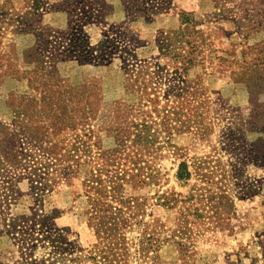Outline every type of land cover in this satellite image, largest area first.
I'll return each instance as SVG.
<instances>
[{"label": "rangeland", "instance_id": "1", "mask_svg": "<svg viewBox=\"0 0 264 264\" xmlns=\"http://www.w3.org/2000/svg\"><path fill=\"white\" fill-rule=\"evenodd\" d=\"M100 1L88 23L94 0H48L36 32L55 44L82 28L85 50L112 39L103 61L45 63L35 34L0 30V194L17 179L0 258L19 257L13 219L54 214L64 264H264V82L249 79L264 75V27L241 22L264 0ZM16 150L28 169L10 166ZM104 167L115 177L96 214L89 179Z\"/></svg>", "mask_w": 264, "mask_h": 264}, {"label": "trees", "instance_id": "2", "mask_svg": "<svg viewBox=\"0 0 264 264\" xmlns=\"http://www.w3.org/2000/svg\"><path fill=\"white\" fill-rule=\"evenodd\" d=\"M48 0H24V5L21 8L11 7H0V30L4 31L6 29V25L13 24V30H17L24 33H33L36 35L37 41L34 47L36 55L45 63H52L55 60L59 59H67L75 57L78 54L80 60L83 62L88 61L91 58H87L88 54L93 55V50H98V54L92 56L96 59H100V61L106 60L108 56L109 47L113 45L112 39H103L97 45L95 49H87L85 50L82 40L79 35L82 33V28H78L75 33H70L68 37L63 34L64 32H60L58 35L54 37L56 39L62 38L60 41H57L55 44L50 40L51 34L50 32L40 31L37 33V29L41 28L37 27V24L40 22V18L42 16V12L45 7V4ZM94 6L90 8V14L86 18V22L98 21V19L106 12L104 8V3L100 0H94ZM139 12V11H137ZM245 15H248L247 12H244ZM85 22V23H86ZM88 22V23H89ZM242 24L248 26L250 28L258 29L264 27V12L262 10H254L250 13V16H243ZM83 23V24H85ZM185 23H188L186 20ZM6 24V25H5ZM37 33V34H36ZM81 41V42H80ZM80 53V54H79ZM244 72H240L242 75ZM250 81H254V83L264 82L263 74H254L249 77ZM262 92H264V84L261 86ZM263 142V140H261ZM264 149V147H263ZM31 155L16 150L14 155L8 159L10 162V166L12 168L24 167L28 169L30 164H26L24 160H26ZM260 157H264V152L260 154ZM12 163V164H11ZM28 167V168H27ZM107 171L109 169H106ZM104 168H99V174H93L89 179V201L92 205V212L100 211V205L103 203L102 198L106 196L109 190V186L114 182L115 176H110L107 172L108 181L102 177L103 171H106ZM102 172V173H101ZM178 176L180 179H186L190 177V171L186 163H182ZM31 187L36 192L45 193L47 190L51 189L52 182L49 180L40 181L34 178H31ZM17 179H10L8 181L9 184H6L4 187V191L0 194V201L3 205H7L12 198H14V194L17 193L16 187ZM116 186H113L115 188ZM112 188V189H113ZM92 201V202H91ZM55 217L53 214H47L46 217L37 218L35 214L32 216H25L21 218L13 219L8 224L7 232L15 241L16 246L19 250V257L15 260H2L0 258V264H64L68 258L65 253H71L72 248L68 247V243H66L65 237L63 236L60 228L52 229L47 225V221ZM104 230L107 234L105 236L106 239H112L111 232L109 230ZM109 229H113L110 227ZM113 246V242H109L108 246H106V250L102 252H106L108 249H115ZM39 248L47 249L49 248V256L36 258L34 256L35 250ZM104 257V254L102 255ZM111 264H114L111 262Z\"/></svg>", "mask_w": 264, "mask_h": 264}]
</instances>
